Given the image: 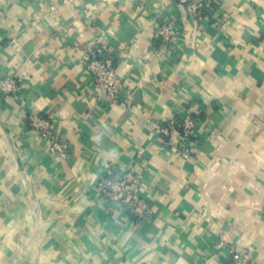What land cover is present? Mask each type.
Listing matches in <instances>:
<instances>
[{"label":"crops","instance_id":"0c3cea01","mask_svg":"<svg viewBox=\"0 0 264 264\" xmlns=\"http://www.w3.org/2000/svg\"><path fill=\"white\" fill-rule=\"evenodd\" d=\"M209 1L195 24L178 0H0V78L22 88L0 94V264H228L230 249L264 264V0ZM166 22L178 33L159 41ZM96 40L123 80L103 108L84 72ZM184 106L188 160L157 132ZM113 170L140 176L149 215L99 198Z\"/></svg>","mask_w":264,"mask_h":264},{"label":"built area","instance_id":"2783aa9c","mask_svg":"<svg viewBox=\"0 0 264 264\" xmlns=\"http://www.w3.org/2000/svg\"><path fill=\"white\" fill-rule=\"evenodd\" d=\"M73 1L61 0L63 5H68ZM178 1L185 4L186 12L195 24L201 21H209L213 18L215 9L213 6L216 5V1ZM177 33L173 24L169 22L161 23L156 32V38L159 41L169 42ZM115 65V60L109 53L107 42L96 40L87 46L84 72L93 79V95L98 106L101 108L107 105L119 104L121 101L123 80L118 74ZM21 89V83L15 77L5 76L0 78V94L3 96L13 97L21 95ZM27 123L32 130L48 141L50 151L56 152L61 158L67 155L64 145L53 131L51 122L47 118L29 115ZM199 125L200 122L196 113L191 108L184 106L181 114H174L168 121L160 124L157 130L158 134L168 139L160 147L161 151H164L165 147H169V149L183 159H192L194 141L199 135ZM175 132L179 134V141L173 145L171 136ZM139 180L140 176L127 180L113 170L98 178L94 188L99 198L104 202L121 207L130 213L149 215V207L139 197ZM228 261V264H250L247 254H239L232 249L229 250Z\"/></svg>","mask_w":264,"mask_h":264}]
</instances>
